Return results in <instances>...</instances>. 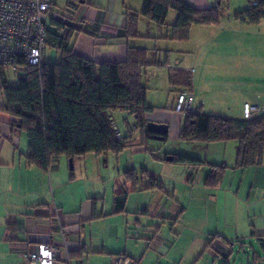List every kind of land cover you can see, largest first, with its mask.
<instances>
[{
  "label": "crops",
  "instance_id": "obj_1",
  "mask_svg": "<svg viewBox=\"0 0 264 264\" xmlns=\"http://www.w3.org/2000/svg\"><path fill=\"white\" fill-rule=\"evenodd\" d=\"M182 1L199 10H205L220 3L223 8L220 21L217 24H192L188 29V36L179 40L173 38L171 30L176 19L175 11L168 12L163 27H158L148 18L139 16L138 35L129 37L125 28V13H139L144 0H80L77 4H69L68 0H57L54 6L56 20L70 29V45L73 52L84 58L95 62H119L124 60L129 47L147 50L149 65L144 67L142 72L143 83L147 88V104L152 110L144 117L146 122L167 124L166 139L172 127L174 137L178 138V132L184 119V116L173 110L176 95L181 88L169 83L168 73L172 69H183L191 73L192 84L189 91L194 95L195 106H199L204 113L240 118L244 103L251 105L264 103V92L261 91L264 87V18H261L258 23H247L234 17V13L248 6L244 9L233 10L234 12L227 13L225 16L223 0ZM67 22L70 23L67 24ZM246 24L256 26L258 31H250L245 26ZM49 28L54 30L53 25ZM65 29L59 32L63 33ZM244 31L252 38H245L241 46L247 41L246 47L250 46L249 49L254 50L255 41L257 42L256 50L259 57L257 64L249 62L248 55L238 54L241 48L235 33L241 34ZM156 62H160L161 65H156ZM165 90H168V97ZM1 103L0 91V105ZM167 104L169 107L166 106ZM114 112L110 113L112 120H114L112 115ZM124 112L123 120L126 121L127 117L132 115L127 111ZM13 121V118L0 110V264H27L23 255L38 250L44 237H48L50 241L58 245L61 259L63 261L67 259L69 264L74 262L83 264L85 254L90 252L104 253L101 258L103 260L100 259V262L110 264V256L119 253L117 244L121 245L124 253L134 254L127 247V240L130 238L128 234L131 230L129 226H126L129 211L139 214V209L136 211L128 208L129 197L132 193L133 197L136 194L151 193L152 197L156 198L154 204H147L143 210L146 216L149 215L148 212H151L152 215H156L158 222L161 220L162 223H170L171 230L173 229L172 224L180 221L185 208L175 199L176 187L173 188L174 194L168 195L169 192L165 193L158 188H146L148 181L141 178L140 183L143 188L129 192V184H126L123 173L119 176L120 180L117 185L114 186L110 204L101 210L99 207L102 194L94 195L96 198L92 199L96 200L92 203L90 196L80 202L78 199L74 202L72 198L63 194L61 197H55V193L62 190L64 183L71 182L69 179L74 177L73 166L76 165V160L80 156L72 160V168H70L69 159L61 155L51 162L47 171L40 170L26 161L28 141L21 139V131L13 127ZM116 129L121 135L120 130ZM132 132L130 128V131L124 134L130 138L125 139V142L132 146L118 153L120 154V159L118 157L117 161L119 174L121 170L125 172L127 169L138 167V164L134 162L130 164L131 159L135 158L133 154L148 153L147 144H139L138 141L155 140L146 136L143 131L132 139ZM126 152H130L131 155L127 153L126 160H122L121 156ZM89 154L93 153L83 156L87 158ZM164 162L173 163L167 159H164ZM181 166L189 170L186 172L189 173L188 183L193 180L195 172L200 170V168L194 170L185 165ZM259 169L264 171V163L261 166L236 168L237 171L241 170V176L233 180L232 185L244 183L242 179L246 170ZM223 178L215 188L222 185ZM81 196L83 197V194ZM116 200L122 202L117 203ZM96 201L98 202L95 205ZM135 205L136 200H133L132 206ZM56 213L61 219V227L58 224ZM215 216L217 225L214 233H218L223 240H227L226 234L220 229L217 211H215ZM171 217L174 219H170ZM109 221L112 222L107 223ZM94 224H98L99 227L103 226L102 231L97 228V231L94 230ZM153 226L151 224V227ZM252 227L256 235H264L261 227L256 228L257 230L255 226ZM104 231L105 233L101 234ZM140 239L145 241L146 245L143 243V251L134 255H139L143 264H152L149 256L150 253H155L150 245L152 237L149 241L146 237ZM155 239L157 241L154 247L162 246V250L169 247L163 244L160 235ZM101 241L103 245L99 248L100 246L96 244L100 245ZM221 242L217 239L215 243L218 244L214 245L221 247L223 245ZM79 250H82L81 256H74ZM255 258L252 257V263L254 261V264H260L264 256H260L258 258L260 260ZM146 259L149 262H144ZM160 262L162 261L156 260L157 264Z\"/></svg>",
  "mask_w": 264,
  "mask_h": 264
},
{
  "label": "trees",
  "instance_id": "obj_2",
  "mask_svg": "<svg viewBox=\"0 0 264 264\" xmlns=\"http://www.w3.org/2000/svg\"><path fill=\"white\" fill-rule=\"evenodd\" d=\"M253 1H256V5L252 4ZM248 3V7L234 13V17L247 23H258L264 18V0H248ZM169 11L176 12L171 30L173 38L180 40L188 36L192 24H217L223 8L220 3L199 10L182 0H144L139 13H125L127 35H138L139 16L163 27ZM48 23L54 26V30L49 28ZM65 28L64 23L53 18L46 22L47 47L59 52L60 58L57 61L47 60L45 52L40 65L32 66L19 58L15 62V70L0 67V110L13 118L15 129L25 133L28 141L26 161L43 171H47L51 162L61 155L73 160L88 153L118 154L132 146L125 142L127 137H121L115 128L110 113L116 110L127 111L134 116L132 130L140 129L146 136L152 135L145 130L144 117L152 110L147 104V88L143 83L142 72L149 65L147 50L132 46L127 49L122 61L95 62L73 52L70 29ZM61 29L65 31L60 33ZM155 64L161 65L160 62ZM13 75L17 77L16 83L10 84L8 77ZM168 80L172 86L181 88L179 92L191 88L192 77L189 71L172 69L168 73ZM182 116L184 119L178 132L179 139L207 144L236 142L234 169L264 163V111L245 119L242 115L240 118H232L207 114L195 106L192 112ZM172 157L173 163L194 170L205 163L183 154H173ZM208 165L203 184L215 188L227 166ZM123 174L126 184H129V192L143 188L141 178L147 179L146 188L163 190L160 179L144 168L140 175L134 169H127ZM251 234L256 236L262 248V254H258L257 258L264 256V235H256L254 230ZM222 238L218 233L211 234L207 246L217 239L224 244L228 243ZM81 253L82 250H79L73 255L81 256ZM220 264H229L225 254Z\"/></svg>",
  "mask_w": 264,
  "mask_h": 264
},
{
  "label": "rangeland",
  "instance_id": "obj_3",
  "mask_svg": "<svg viewBox=\"0 0 264 264\" xmlns=\"http://www.w3.org/2000/svg\"><path fill=\"white\" fill-rule=\"evenodd\" d=\"M223 6L225 16H227V13H232L233 10L246 8L248 2L247 0H223ZM48 25L50 24L48 23ZM245 26L250 31H258L254 25L248 26L246 24ZM235 34L241 48H238L240 49L238 54L248 55L249 62L257 64L259 58L256 50L257 42L255 41V49L251 50L249 45L248 48L246 47L247 41L243 46H241V43L245 38L252 37L246 31ZM59 58V52L55 48H46L47 60L57 61ZM16 79L17 77L14 75L8 77L10 84L16 83ZM165 91H167L168 97V90ZM261 91L264 92V87L261 88ZM166 106L169 107L168 104ZM112 115L114 125L120 130L122 137H126L124 134L129 132L135 123L134 116L127 117L124 121V111L116 110ZM173 130L172 127L166 140L143 139L138 141L139 144H147L148 153L133 154L135 158L131 159L130 164H132L131 162L138 164V167L134 168L138 175H140L142 168L148 170L149 173H154L160 179L163 191L165 193L169 192L168 195H172L173 188L176 187L175 199L181 203L180 205L185 208V211L182 213L180 221L178 223L175 221L176 223L172 224L173 229L171 230L170 223H162L161 220L158 222L156 215L148 212L149 215L146 216L143 212L147 204L156 202V198L152 197L151 193H148V195L136 194L134 197L132 193L129 197L128 208L139 209V214H133L132 211H129L127 213L128 218L125 217L126 220L128 219L126 226H129L131 230V233L128 234L130 238L127 240V247L134 254H139L143 251V243L146 245V242L140 238L146 237L149 241L152 237L150 245L156 253L149 254L152 264H157L156 260L162 261L159 264H220L224 254L229 264H252L253 253H255L256 259H258V254H262L261 245L252 236L251 231L253 230L252 226H255V229L261 227V232L264 231V171L261 169L246 170L242 179L244 183L232 185L233 180L241 176V170L237 171L236 168H233L236 142L207 144L202 141H187L175 138ZM139 132H141L140 129L133 130L131 138L133 139L137 134H140ZM20 137L27 142L24 132L20 133ZM127 153L131 155L130 152L124 153L121 156L122 160H126ZM170 154L187 155L198 158L205 163L201 165L200 170L195 172L193 180L188 183L189 173H186L189 171L188 168H184L181 164L164 162V159ZM119 155L107 152L98 155L89 154L87 158L80 156L76 160V165L73 166L74 177L72 179L68 178L71 182L64 183L62 190L55 193V197H61L63 194L72 198L74 202L76 199L80 202V200L90 196V202L92 203L96 200L92 199L96 198L94 195L102 194V202H100L99 207V210H101L107 204H110L114 186L120 180L119 176L124 173L122 170L120 174L118 172L117 161L120 159ZM209 163L219 165L223 163L227 166L223 175L222 187L218 186L213 189L204 187L203 180L209 170ZM259 165L261 166V164ZM66 169L65 167V171ZM67 173L69 175V172ZM66 177L68 176L66 175ZM81 194H83V197ZM133 200H136L135 206H132ZM141 201H144V203H141ZM97 202H95V205ZM215 211L219 215L220 229L226 234L228 240V243L225 244L221 242L224 245H221V247H219L220 245H214L218 244L215 243L216 241L207 246L210 234L214 233L217 225ZM170 219H174V217ZM151 224L154 226L151 227ZM98 227V224L93 225L94 230L102 231L103 226ZM104 233L105 231L101 234ZM158 235H160L163 244L169 245L168 248L162 250V246L157 247L156 245L154 247L157 241L155 238ZM102 245L103 241L100 245L96 244V246H100L99 248H102ZM120 246L119 244L116 245L119 248V253L110 256V264H112L113 259L120 255L140 259V263L143 264V260L139 255L129 252L124 253V249ZM103 256L104 253L102 254V252L87 253L83 258V264H108L100 262ZM147 261L149 262L148 259L144 262ZM260 262V264H264V258H261ZM73 264L77 263L74 262Z\"/></svg>",
  "mask_w": 264,
  "mask_h": 264
},
{
  "label": "built area",
  "instance_id": "obj_4",
  "mask_svg": "<svg viewBox=\"0 0 264 264\" xmlns=\"http://www.w3.org/2000/svg\"><path fill=\"white\" fill-rule=\"evenodd\" d=\"M80 0H68L77 4ZM57 0H0V67L15 70L16 60L23 58L27 64L40 65L47 48L46 22L56 19L54 6ZM256 5V1L252 2ZM16 62V63H15ZM195 98L190 91H181L176 95L174 111L178 114L192 112ZM264 111V103L251 105L244 103L242 117L249 119ZM59 226L61 219L56 213ZM27 264H69L62 260L59 247L44 237L39 249L23 255ZM112 264H141L139 259L123 255L113 259Z\"/></svg>",
  "mask_w": 264,
  "mask_h": 264
},
{
  "label": "water",
  "instance_id": "obj_5",
  "mask_svg": "<svg viewBox=\"0 0 264 264\" xmlns=\"http://www.w3.org/2000/svg\"><path fill=\"white\" fill-rule=\"evenodd\" d=\"M145 130L149 133H151V137L155 140L162 141L166 138L168 133V125L162 124V123H155L148 121L145 123ZM169 161H172L173 157L169 156L166 158ZM70 162V168H72V160L69 159Z\"/></svg>",
  "mask_w": 264,
  "mask_h": 264
}]
</instances>
